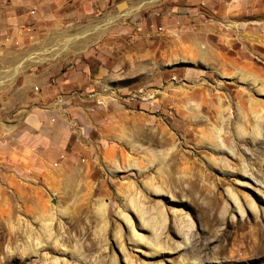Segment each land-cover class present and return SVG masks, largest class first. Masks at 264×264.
<instances>
[{"label":"rangeland","instance_id":"obj_1","mask_svg":"<svg viewBox=\"0 0 264 264\" xmlns=\"http://www.w3.org/2000/svg\"><path fill=\"white\" fill-rule=\"evenodd\" d=\"M118 2L100 18L123 22L124 53L139 56L69 116L55 158L33 141L30 92L0 98V264H264L223 249L236 226L264 228V51L251 40L264 0ZM216 130L234 152L214 148ZM214 183L226 213L208 225Z\"/></svg>","mask_w":264,"mask_h":264},{"label":"crops","instance_id":"obj_2","mask_svg":"<svg viewBox=\"0 0 264 264\" xmlns=\"http://www.w3.org/2000/svg\"><path fill=\"white\" fill-rule=\"evenodd\" d=\"M113 2L120 4L0 0V98L11 101L15 94L30 92L35 107L30 132L50 158L66 142L69 116L75 121L89 113L97 106L93 96L104 76L117 75L125 58L139 56L136 48L124 53L129 31L123 22L100 18ZM138 33H130L131 38H140Z\"/></svg>","mask_w":264,"mask_h":264},{"label":"bare ground","instance_id":"obj_3","mask_svg":"<svg viewBox=\"0 0 264 264\" xmlns=\"http://www.w3.org/2000/svg\"><path fill=\"white\" fill-rule=\"evenodd\" d=\"M258 13H264V11H259V10H254ZM258 27H256V30H259L257 29ZM264 30V28H263ZM256 33H264L263 31H259V32H256ZM250 38V37H249ZM252 41H255V42H258L259 44V48L263 49L264 51V36H255L253 35L252 38H251ZM252 47H254L256 49L257 46H253L251 45ZM218 129V128H217ZM221 130V129H220ZM217 133L216 136L214 137V139L216 140L215 141V147L214 148H220L219 151H222V148H226L227 150H229L230 152H234V150H232L231 147H229L227 144H226V140H223L222 136H221V131L219 130H216ZM256 133V132H254ZM258 134V132H257ZM256 135V134H255ZM167 150V149H166ZM228 151V152H229ZM166 152V151H165ZM174 153V152H173ZM163 154V153H162ZM167 155V154H166ZM165 155V157H166ZM164 156V155H163ZM246 171L249 170L252 175H254L255 177V170H254V167H252V165L248 164V169H245ZM162 175V174H161ZM221 183V182H220ZM219 183V184H220ZM212 184V183H211ZM204 185V184H203ZM206 185V184H205ZM208 185V184H207ZM213 185V184H212ZM149 186V185H148ZM204 187H207V186H204ZM210 187V189H208L207 193V196L208 198L212 195L211 199L209 200L208 204H207V208L205 210V212H210V216L208 215V218H209V221L207 220L208 222V225H212V223L216 220H218V209L221 207V212L222 214L226 211L225 207H222L221 205V195L219 196L216 192H215V189L217 188V185L214 183V187L212 189V186H208ZM219 188H220V185H219ZM151 189V188H150ZM204 189V188H203ZM207 189V188H206ZM205 190V189H204ZM155 192V193H159V192H163V190L159 187H152L151 189V192ZM200 191V190H199ZM152 192V193H153ZM201 193V191H200ZM225 197V195H223ZM204 197V196H203ZM228 197L229 199H232L234 201V203L236 204V209L239 210L241 213L243 212L242 208H240V202H238V198H236V195H234L233 193L230 192V190L228 191ZM132 198V197H131ZM244 201L246 202L247 206L249 207V209H255V206H254V202L249 199V197L247 196H244ZM206 202V201H205ZM243 202V201H242ZM226 204V203H225ZM130 205H131V208H133L134 210H136L137 212H139L138 210L140 209L138 206V202L136 199H131L130 200ZM205 205V204H204ZM141 207V206H140ZM128 208V207H127ZM139 208V209H138ZM250 209V210H251ZM142 210V209H141ZM160 212V211H159ZM143 212H141L142 214ZM162 213V212H161ZM158 214L159 218H160V221H158L156 218V220L154 219H147L145 218L144 219V215L141 216L143 217L142 219H144L145 221H147V227H150L151 231L154 233V237H156L155 239H157V237H159V235L156 234V228H157V225L159 224V222L161 223V221L163 222L162 220V217H163V214ZM226 213V212H225ZM146 215V214H145ZM149 217V216H148ZM158 218V217H157ZM165 219V218H164ZM144 221V222H145ZM210 223V224H209ZM163 224V223H161ZM245 223H243L242 225L240 226H236L234 231L231 232L227 237H226V243L224 244L223 246V249L225 251H229V253L234 256V257H244L246 256L247 254H250L251 257L253 256H257V254L259 255V253L261 252H264V228H262V226H259L248 231V232H244V231H240L242 230L241 227H245L244 226ZM143 227L144 224H143ZM213 228V227H211ZM149 229V228H148ZM158 229V228H157ZM244 230V229H243ZM47 234V233H46ZM134 235V234H133ZM136 235V234H135ZM142 239V238H141ZM159 239V238H158ZM143 240V239H142ZM158 242V241H157ZM55 243H56V240H55ZM56 245V244H55ZM38 246V244H37ZM65 247V246H64ZM77 249V248H76ZM75 249V250H76ZM72 251H74V249H72ZM74 253V252H73ZM76 254V253H74ZM78 255V254H77ZM80 255V254H79ZM249 256V255H248ZM237 258V259H238ZM245 261V260H244ZM239 264H241V260L238 261ZM83 264V262H82Z\"/></svg>","mask_w":264,"mask_h":264}]
</instances>
